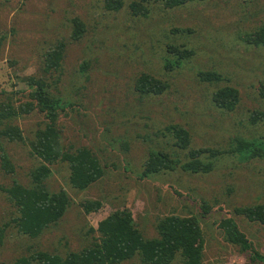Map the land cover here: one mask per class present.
<instances>
[{
  "label": "rangeland",
  "instance_id": "rangeland-1",
  "mask_svg": "<svg viewBox=\"0 0 264 264\" xmlns=\"http://www.w3.org/2000/svg\"><path fill=\"white\" fill-rule=\"evenodd\" d=\"M131 1L112 12L101 0H0V36L5 38L0 98L11 97L15 106L24 102L26 94L16 93L26 89L21 77L39 75L45 52L63 43L61 68L47 76L68 104L59 117L62 143L92 148L105 167L102 179L79 190L69 184L67 163L51 166L45 184L50 191L64 190L70 206L37 238L18 233L13 223L17 210L0 191V226L7 224L0 264H14L34 251L60 256L80 251L92 241L89 228L96 229L99 221L122 209L131 212L146 238L156 236L159 217L195 216L202 231L203 264H264L228 243L218 228L221 220L232 218L264 255L263 228L234 211L264 203V159H249L232 145L234 139L256 142L264 136V123L251 120L264 112V47L245 42L264 24V0L191 1L173 8L155 1L146 17L131 15ZM74 18L84 25L77 41L71 38ZM168 45H184L194 54L167 72L163 63L170 60ZM206 72L222 80L201 81L199 74ZM140 73L167 81L169 88L161 95L140 96L134 83ZM226 85L239 94L231 112L212 101L213 93ZM42 119L31 112L12 121L31 138ZM170 124L188 130L192 148L230 151L211 159L214 168L205 174L177 169L141 179L150 149L176 150L170 136H157ZM3 144L15 171L6 173L0 164V187L14 180L30 185L29 172L39 160L27 146ZM90 200H99L102 207L86 214L81 203ZM120 264L142 263L135 257Z\"/></svg>",
  "mask_w": 264,
  "mask_h": 264
},
{
  "label": "trees",
  "instance_id": "trees-1",
  "mask_svg": "<svg viewBox=\"0 0 264 264\" xmlns=\"http://www.w3.org/2000/svg\"><path fill=\"white\" fill-rule=\"evenodd\" d=\"M107 11L117 12L126 0H101ZM162 1L165 8L181 6L191 1L204 0H132L128 8L133 16L146 17L149 4ZM71 38H81L84 25L79 19L73 20ZM4 36H0V48ZM245 42L255 47H264V24L252 31ZM65 45L57 46L45 52L43 68L39 75L21 77L26 89L17 94H26V100L14 105L11 97L0 98V164L6 173H14L15 166L5 151L6 143H17L27 146L28 153L39 160L38 165L29 172L30 185L25 186L12 181L0 191L17 210L13 223L19 234L37 238L50 225L57 223L70 206V199L64 190L50 191L46 180L50 177L51 166L67 163L69 168L68 181L72 188L83 190L103 178L105 167L97 153L90 147H74L63 145L62 128L59 117L67 109L59 92L52 88L54 83L48 81V75L61 68ZM166 53L170 60L163 63L164 70L169 72L179 69L183 62L194 54V50L184 45H168ZM203 82L217 83L222 76L215 72L200 73ZM135 91L140 96L161 95L169 88V83L147 73H140L135 80ZM1 92V91H0ZM1 94V93H0ZM264 98V87L260 91ZM216 108L231 112L238 101V91L231 86L218 88L212 95ZM31 112L42 115V121L36 127L31 138H26L21 128L13 123V119ZM253 122L264 123V112H256ZM159 137L170 136L173 140V152L162 149H150L142 164L140 178L149 175L173 172L177 169L193 173L205 174L213 170L211 159L228 154V150L192 148L188 130L179 124H170L157 134ZM233 150L245 153L249 159H264V136L256 142L233 140ZM232 151V150H231ZM184 159H181V155ZM87 214L98 211L102 207L99 200L81 203ZM237 215L247 221L259 224L264 230V203H256L235 208ZM204 214V212H203ZM7 224L0 226V245L5 237ZM224 239L235 245L241 252L247 253L251 261L264 262V255L253 242L239 229L232 218L223 219L218 223ZM156 236L146 238L136 226L131 212L127 209L116 210L98 222L97 228H89L92 235L90 244L80 251H70L64 256L46 251L30 252L29 256L19 257L14 264H120L135 257L142 264H203V237L198 219L195 216L169 214L159 217L155 224ZM97 236H94V234ZM225 264V263H215Z\"/></svg>",
  "mask_w": 264,
  "mask_h": 264
}]
</instances>
